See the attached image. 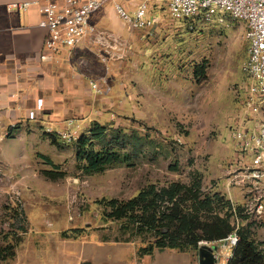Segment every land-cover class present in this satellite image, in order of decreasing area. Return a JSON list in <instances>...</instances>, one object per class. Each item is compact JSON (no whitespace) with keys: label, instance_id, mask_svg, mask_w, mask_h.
<instances>
[{"label":"rangeland","instance_id":"rangeland-1","mask_svg":"<svg viewBox=\"0 0 264 264\" xmlns=\"http://www.w3.org/2000/svg\"><path fill=\"white\" fill-rule=\"evenodd\" d=\"M142 1L153 24L129 28L113 3L131 15ZM167 2H105L89 17L103 39L74 55L76 71L101 84L100 123L149 139L132 155L133 165L87 174L73 141L57 137L54 145L42 134L24 140L14 133L0 142V264H197L202 244L216 246V264L227 263L233 247L225 240L147 252L153 236L103 214L102 199H127L148 184L187 183L194 175L204 192L241 203L239 190L227 184L230 132L264 120V105L257 111L246 105L245 27L225 14L195 23L174 19ZM48 171L62 175L52 179ZM251 220V236L261 243L264 222Z\"/></svg>","mask_w":264,"mask_h":264},{"label":"built area","instance_id":"built-area-1","mask_svg":"<svg viewBox=\"0 0 264 264\" xmlns=\"http://www.w3.org/2000/svg\"><path fill=\"white\" fill-rule=\"evenodd\" d=\"M112 0H49L13 2L9 9H26L37 5L40 14L38 25L47 30L41 59L49 55H59L64 49H73L83 43L98 44V29L90 23V15L105 2ZM167 9L174 19L191 23L213 19L225 14L233 21L241 22L244 27L246 56L241 64V71L247 78L245 95L247 108L254 111L264 105V0H167ZM114 10L129 28H150L153 20L146 18L147 3L142 1L133 13L128 14L123 7L114 2ZM155 21V20H154ZM55 62H58L57 56ZM103 82H105L103 80ZM100 83L91 81L90 86L96 92H102ZM263 103V104H261ZM260 104V106H259ZM42 106L38 99L36 108L27 113L28 119L36 118V110ZM68 120V128L57 131L56 135L63 142L74 141L78 131ZM49 131V130H48ZM9 131L0 127V142ZM232 159L228 167V186L236 187L241 196L240 209L233 205L235 228L225 239L233 247L238 235L236 230L242 218L252 222H264V120L258 121L251 129H234L230 132Z\"/></svg>","mask_w":264,"mask_h":264},{"label":"trees","instance_id":"trees-1","mask_svg":"<svg viewBox=\"0 0 264 264\" xmlns=\"http://www.w3.org/2000/svg\"><path fill=\"white\" fill-rule=\"evenodd\" d=\"M198 69L203 75L204 67ZM11 135L9 131L7 137ZM42 135L51 144L59 145L55 132L45 131ZM149 142L147 136L135 130L127 133L122 128L93 121L72 146L80 169L92 174L119 165H133L132 155ZM159 146V153L167 157L164 145ZM172 169H177V163ZM46 175L54 179L62 173L48 171ZM101 203L105 219L126 220L137 233L154 237L153 243L144 249L147 252L154 248L185 251L201 241H221L235 228L231 199L218 192H204L197 175L187 183L170 182L161 186L151 183L130 198L102 199ZM234 206L238 212L239 205ZM252 226L246 218L241 219L236 230L238 240L226 264H264V241L256 243L251 236Z\"/></svg>","mask_w":264,"mask_h":264},{"label":"crops","instance_id":"crops-1","mask_svg":"<svg viewBox=\"0 0 264 264\" xmlns=\"http://www.w3.org/2000/svg\"><path fill=\"white\" fill-rule=\"evenodd\" d=\"M31 1L49 0H0V127L19 139L36 140L45 131H63L72 120L80 134L103 115L100 92L91 88L88 73L76 71L74 55L88 44L64 49L56 55L58 62L54 55L41 59L47 30L38 25L37 5L8 8L13 2ZM38 99L42 106L30 120L27 113Z\"/></svg>","mask_w":264,"mask_h":264},{"label":"water","instance_id":"water-1","mask_svg":"<svg viewBox=\"0 0 264 264\" xmlns=\"http://www.w3.org/2000/svg\"><path fill=\"white\" fill-rule=\"evenodd\" d=\"M216 246L202 244L198 248V264H216L217 256L215 253Z\"/></svg>","mask_w":264,"mask_h":264}]
</instances>
